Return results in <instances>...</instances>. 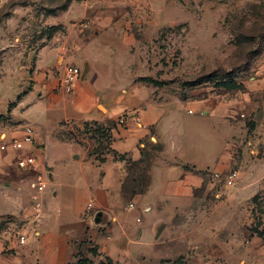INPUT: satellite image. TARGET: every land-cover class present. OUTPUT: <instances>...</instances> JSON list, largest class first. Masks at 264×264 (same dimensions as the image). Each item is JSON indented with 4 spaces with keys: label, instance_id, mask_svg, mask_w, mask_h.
I'll return each instance as SVG.
<instances>
[{
    "label": "crops",
    "instance_id": "1",
    "mask_svg": "<svg viewBox=\"0 0 264 264\" xmlns=\"http://www.w3.org/2000/svg\"><path fill=\"white\" fill-rule=\"evenodd\" d=\"M135 45L132 34L123 28L120 34L109 26L96 30L76 51L81 53L85 47L96 50L104 70L91 57L81 59L80 67L76 53L57 58V62L63 59L61 68L67 63L89 67L87 75H82L88 80L78 93L60 100L69 104L63 110L66 118L94 122L108 132L109 147L102 154H90L73 145L75 149L68 152L63 148L62 156L57 157L54 145L70 144L49 132L51 126L38 123L6 127L0 134V146L21 143L17 151L0 148V195L22 224L17 230L0 233V264H99L106 260L113 264H174L179 258L214 248L233 252V246L226 244L229 239L231 244L238 240L233 231L225 242L215 232L208 243L209 220L202 210L208 201L213 202L208 200L213 186L205 185L203 176L209 172L217 183L214 173L230 171L226 169L235 162L239 130L245 124L240 119L243 109L256 123L246 154L254 162L258 160L264 148V110L259 109L264 106L249 93H259L264 85L251 78L245 85L251 92L240 99L235 96L242 89L221 87H200L185 99L162 98L153 84L141 81L152 78V72L146 60L133 55ZM40 107L38 113L49 125L43 113L55 107ZM28 126L35 128L41 147L23 143ZM30 155L36 157L34 170L18 169L17 160ZM40 173L49 183L39 195L43 205L37 214L32 207L36 191L31 183ZM140 174L149 179L142 190ZM214 196L219 198L218 193ZM90 202L95 206L93 219L85 217ZM99 212L103 215L96 224ZM210 221L221 224L219 219ZM22 235L24 244L19 242ZM255 236L253 240L263 242L258 251L264 256V240ZM94 248L97 255L91 251ZM246 250L254 252L255 248Z\"/></svg>",
    "mask_w": 264,
    "mask_h": 264
},
{
    "label": "rangeland",
    "instance_id": "2",
    "mask_svg": "<svg viewBox=\"0 0 264 264\" xmlns=\"http://www.w3.org/2000/svg\"><path fill=\"white\" fill-rule=\"evenodd\" d=\"M109 26L120 34L123 28L133 35V55L147 61L152 72V78L148 77L152 81L147 83L153 84L162 98L185 99L195 89H219L230 80L241 83L242 93L235 96L240 99L251 92L245 87L251 78L264 85V0H0V134L6 127L38 123L51 126L49 132L70 144L54 145L57 157L62 156L63 148L70 152L75 146L90 154L106 151L109 134L102 126L81 118L72 120L63 113L69 104L60 99L75 96L88 79L81 78L72 93L65 92L62 78L72 64L61 68L63 59L57 62V58L62 54L70 58L96 30ZM75 56L79 66L81 59L91 57L99 60L104 70L97 51L90 47ZM84 68H80L82 73ZM249 94L264 106V87ZM27 95H31L29 101L22 104ZM40 106L55 107L43 113L49 125L38 113ZM243 110L240 146L235 162L226 169L240 171L239 184L226 189L222 182H212L209 172L203 176L204 184L213 186L208 197L213 202L208 201L202 210L209 220L208 243L215 232H220L225 242L233 231L238 240L233 244L226 241L233 252L214 248L184 256L182 264H264L258 251L263 242L253 240L258 233L264 235V148L256 162L246 154L256 123ZM139 182L142 190L148 176L142 174ZM3 198L0 195V233L22 225ZM213 219L221 224L214 225ZM250 246L254 252L246 250Z\"/></svg>",
    "mask_w": 264,
    "mask_h": 264
},
{
    "label": "built area",
    "instance_id": "3",
    "mask_svg": "<svg viewBox=\"0 0 264 264\" xmlns=\"http://www.w3.org/2000/svg\"><path fill=\"white\" fill-rule=\"evenodd\" d=\"M82 70L78 67H68L66 68L63 78H62V86L65 92L72 93L74 89L76 88L79 80L82 78ZM189 113H192V111H189ZM123 122V121H121ZM23 143L29 145V146H37L38 140L36 137V131L33 126H28L25 129V135L23 138ZM21 147V143L18 141H12L9 144H2L0 146L2 151H17ZM36 157L33 155L26 156L23 158H20L17 160V168L25 171V172H32L36 166ZM213 181H216L217 183H223L225 188H232L236 186L237 182L239 181L240 174L237 170H230L226 174L223 173H214ZM48 177L44 173L37 174L34 181L31 183V188L36 191V194L32 197V207L33 210L39 214L40 210L42 208V201L40 198V194L45 192V190L48 187ZM133 206L130 205V208ZM95 216V206L94 203L90 202L86 206L85 210V217L87 219H93ZM20 244H24L26 242L25 236H20L19 238Z\"/></svg>",
    "mask_w": 264,
    "mask_h": 264
},
{
    "label": "trees",
    "instance_id": "4",
    "mask_svg": "<svg viewBox=\"0 0 264 264\" xmlns=\"http://www.w3.org/2000/svg\"><path fill=\"white\" fill-rule=\"evenodd\" d=\"M141 81L143 82H150L152 80L148 79V78H143ZM228 82H225L221 87L222 88H225V89H228V90H237V89H242V85L239 84L238 82H234V81H230V80H227ZM23 97V94L18 96V101L21 100ZM254 234V233H253ZM258 236L259 237H264V235L262 233H258ZM94 255H97V250L96 248L92 249L91 250ZM183 262V258H179L177 261L174 262V264H182ZM99 264H113L110 260H106L105 262H101Z\"/></svg>",
    "mask_w": 264,
    "mask_h": 264
},
{
    "label": "water",
    "instance_id": "5",
    "mask_svg": "<svg viewBox=\"0 0 264 264\" xmlns=\"http://www.w3.org/2000/svg\"><path fill=\"white\" fill-rule=\"evenodd\" d=\"M88 71H89V67L85 66L84 71H83V77H85L87 75ZM75 159H78V156H75ZM102 215H103L102 212H99L96 215V218H95V223L96 224H100L101 223Z\"/></svg>",
    "mask_w": 264,
    "mask_h": 264
}]
</instances>
